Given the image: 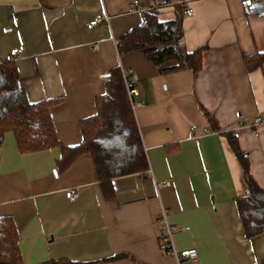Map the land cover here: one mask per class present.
I'll list each match as a JSON object with an SVG mask.
<instances>
[{"label": "crops", "instance_id": "obj_1", "mask_svg": "<svg viewBox=\"0 0 264 264\" xmlns=\"http://www.w3.org/2000/svg\"><path fill=\"white\" fill-rule=\"evenodd\" d=\"M155 6L159 21L182 10L188 51L207 47L197 73L176 61L160 69L141 49L120 54L123 36ZM106 15L109 24L90 25ZM257 52L264 53V14H246L242 0H0V59L14 60L30 103L56 100L49 111L63 146L83 141L81 122L97 113L105 73L133 70L149 165L113 178L107 198L90 152L61 171V147L23 153L7 132L0 217L14 220L24 263L179 264L160 248L163 207L183 227L176 247L198 250L183 264L261 263L264 233L245 235L237 200L249 189L226 135L236 134L264 189V122L254 125L264 120V63L249 71L244 60Z\"/></svg>", "mask_w": 264, "mask_h": 264}, {"label": "trees", "instance_id": "obj_2", "mask_svg": "<svg viewBox=\"0 0 264 264\" xmlns=\"http://www.w3.org/2000/svg\"><path fill=\"white\" fill-rule=\"evenodd\" d=\"M157 8L148 9L145 22L123 36L119 44L120 54L141 49L160 69L165 63L176 61V67H188L197 73L207 47L188 51L184 43H179L184 37L182 10L177 11L173 20L159 21ZM244 60L250 71L264 63V53L247 55ZM104 81L106 91L97 97V113L81 122L83 141L79 145L65 147L56 136L49 111L56 100L43 99L30 103L14 60L1 62L0 147L9 131L14 132L19 150L23 153L59 146L62 155L57 166L61 171L82 154L90 152L103 192L107 198L112 197L113 178L146 171L149 165L121 67L116 66L106 72ZM226 135L241 161L249 189V195L237 200L239 216L245 235L254 237L264 233V189L251 175L248 155L241 150L236 134L228 132ZM0 264H25L17 226L8 216L0 217ZM45 264L74 263L62 260ZM259 264H264V260Z\"/></svg>", "mask_w": 264, "mask_h": 264}, {"label": "built area", "instance_id": "obj_3", "mask_svg": "<svg viewBox=\"0 0 264 264\" xmlns=\"http://www.w3.org/2000/svg\"><path fill=\"white\" fill-rule=\"evenodd\" d=\"M243 9L246 14L249 15H263L264 14V5L262 0H242ZM186 14L188 16L192 15V9H186ZM110 23V17L108 15L104 17H97L90 22V25H97ZM180 44L184 43V40H180ZM13 54L20 55L22 53L21 49H15ZM3 59H0V63L3 62ZM123 70V78L125 82V86L127 88L130 101L133 105V108L136 104V97L139 96L138 89L135 85L133 70L132 69H122ZM264 120H259L254 123V125H259ZM169 182V181H166ZM68 195L70 198L75 199L78 195L75 191H68ZM156 224L159 230V244L161 250L169 255H172L179 264H183L185 262L193 261L199 258L198 250L196 248L189 249H178L174 242V237L177 233L183 230V227L180 225L174 224L170 221L169 210L166 208H162L158 217Z\"/></svg>", "mask_w": 264, "mask_h": 264}]
</instances>
